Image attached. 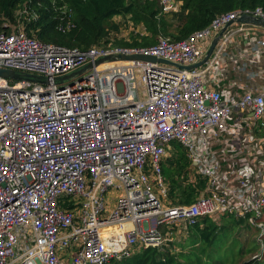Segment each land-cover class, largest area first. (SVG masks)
I'll return each mask as SVG.
<instances>
[{
    "label": "built area",
    "instance_id": "built-area-1",
    "mask_svg": "<svg viewBox=\"0 0 264 264\" xmlns=\"http://www.w3.org/2000/svg\"><path fill=\"white\" fill-rule=\"evenodd\" d=\"M149 1L164 15L183 6ZM244 15L264 20L262 8L237 10L183 41L86 50L5 24L12 32L0 33V69L21 78L0 77V264H109L162 249L207 217L264 219V28L238 22ZM113 21L118 39L147 34L130 18ZM251 31L245 54L259 69L245 81L226 61L235 35ZM216 38L203 66L181 68L201 62ZM118 55L172 65L99 62ZM85 65L91 68L58 82ZM175 144L193 173L185 186L204 182L188 205L172 203L164 176Z\"/></svg>",
    "mask_w": 264,
    "mask_h": 264
},
{
    "label": "trees",
    "instance_id": "trees-1",
    "mask_svg": "<svg viewBox=\"0 0 264 264\" xmlns=\"http://www.w3.org/2000/svg\"><path fill=\"white\" fill-rule=\"evenodd\" d=\"M179 1L183 4L180 12L164 15L159 2L149 0H0V33L12 32L5 24L13 27L24 24L26 32L41 42L68 48L86 50L110 42L121 47H147L156 44L161 37L175 42L186 40L222 14L256 8L264 11V0ZM117 16L130 18L135 26L143 25L147 34L131 32L130 42L118 39L116 35L120 34L121 25L113 21ZM68 23L74 25L69 31ZM179 148L177 152L175 147L177 159L168 161L170 167L179 170L178 176L169 178L170 198L175 204L188 205L198 197V189L202 190L204 182L200 181L196 187L185 186L186 181L181 177L187 175L189 162L184 150ZM224 219L228 222L220 227L212 218H204L188 229L191 235L186 242H169L162 249H142L129 258L109 264H241L239 258L249 252L246 241H241L242 233L254 232V226L248 217ZM243 227L245 229L239 232ZM242 264H264V257Z\"/></svg>",
    "mask_w": 264,
    "mask_h": 264
},
{
    "label": "rangeland",
    "instance_id": "rangeland-1",
    "mask_svg": "<svg viewBox=\"0 0 264 264\" xmlns=\"http://www.w3.org/2000/svg\"><path fill=\"white\" fill-rule=\"evenodd\" d=\"M122 21V20H119ZM128 38L130 37V35L126 32L124 33ZM169 38V37H166ZM172 40V38H170ZM104 45V44H103ZM226 70L229 69V66L227 65ZM137 80H138V86H139V91L141 94V97L145 96V89L144 86L141 82V73L137 72ZM175 147L177 152H179L180 148L177 144H175L174 146V150H172L169 153V157L167 160H165L164 162V168H165V172H164V176L167 179L168 182H170L169 178L170 176H175V175H179V170L173 169L172 167L169 166L168 161L169 159H177V153L175 152ZM193 173L191 172H187V175L184 176V178H182L183 180H187L186 178H191L193 175ZM177 178V177H176ZM173 204H175L174 200H171ZM177 205V204H176ZM227 218V217H224ZM222 218L218 224V226L222 227L223 224H226L228 221V219H224ZM251 223V222H250ZM254 226V232L253 231H245L244 234L242 233V235H244V237L242 238V242L246 241V250L249 251L245 256L239 258V261L242 262H246V261H250L251 259H262L264 257V219L262 221H256L255 223H251ZM189 228L184 229L183 233L180 235H177L175 238V242L178 243H183L189 240V236L191 234H189L188 231ZM242 229H245V227L241 228L239 232H241ZM177 230L180 231L182 230L181 226L177 227ZM238 232V233H239ZM234 237V235L232 236V238ZM188 239V240H187ZM241 242V243H242ZM177 251H179V249H177Z\"/></svg>",
    "mask_w": 264,
    "mask_h": 264
},
{
    "label": "water",
    "instance_id": "water-1",
    "mask_svg": "<svg viewBox=\"0 0 264 264\" xmlns=\"http://www.w3.org/2000/svg\"><path fill=\"white\" fill-rule=\"evenodd\" d=\"M238 22L251 24V25H255V26L264 28V20H261V19L255 18V17H251L248 15H244V16L240 17L238 19ZM226 28L227 27H225L221 31V34L226 30ZM217 41H218L217 38L213 40L210 49L208 50L206 56L204 57V59L201 62H199L193 66L181 67V68L186 69V70H192L194 68H199V67L203 66L209 60V58H210V56H211V54H212V52H213V50L217 44ZM119 59L125 60V61H140V62H152V63L160 62V63L172 65V63H170L166 60L158 59L156 57L147 56V55H118L115 57H107V58L101 59L99 62H102L104 60H119ZM90 68H91V65H85L84 67H82V68H80V69H78V70H76V71H74L68 75L59 77L58 82L61 83V82H64L66 80H72L75 77L83 74L84 72H86ZM0 77L7 78V79H19V78H21V76L18 73L14 72L13 70H7V69H0ZM27 78L38 79V77L34 76V75H27Z\"/></svg>",
    "mask_w": 264,
    "mask_h": 264
},
{
    "label": "crops",
    "instance_id": "crops-1",
    "mask_svg": "<svg viewBox=\"0 0 264 264\" xmlns=\"http://www.w3.org/2000/svg\"><path fill=\"white\" fill-rule=\"evenodd\" d=\"M260 35H262L261 31L259 32ZM253 33L252 31L248 34H243L241 35L240 33H237L235 35V44L233 48H231V58L226 61V63L230 64V67H234L238 70H241V73L239 75L240 78L243 80L247 81L246 77L248 78L249 74H255L256 71H258L259 66L256 63L251 62L248 57L249 54H245V49L248 48L246 45V42L249 41V38L252 37ZM264 35V33H263ZM264 38V36L262 37ZM227 66V65H225ZM264 67V66H262Z\"/></svg>",
    "mask_w": 264,
    "mask_h": 264
}]
</instances>
